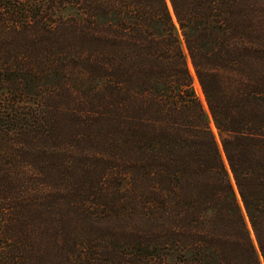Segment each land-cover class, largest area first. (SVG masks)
I'll return each instance as SVG.
<instances>
[{
  "label": "trees",
  "instance_id": "obj_1",
  "mask_svg": "<svg viewBox=\"0 0 264 264\" xmlns=\"http://www.w3.org/2000/svg\"><path fill=\"white\" fill-rule=\"evenodd\" d=\"M0 264H264V0H0Z\"/></svg>",
  "mask_w": 264,
  "mask_h": 264
},
{
  "label": "rangeland",
  "instance_id": "obj_2",
  "mask_svg": "<svg viewBox=\"0 0 264 264\" xmlns=\"http://www.w3.org/2000/svg\"><path fill=\"white\" fill-rule=\"evenodd\" d=\"M188 63H190V61L188 60ZM191 64V63H190ZM191 67H192V65H191ZM192 69H193V67H192ZM193 72H194V69H193ZM191 74H193V73H191ZM195 75V74H194ZM196 90V89H195ZM197 93V92H196ZM198 94V96H199V98L201 99V97H200V95H199V93H197ZM203 98H204V96H203ZM201 101H202V99H201ZM205 101V100H204ZM202 103H203V101H202ZM203 106H204V108L206 109V111H208L207 110V106H206V102H205V104L203 103ZM210 125H211V128H212V125H213V123L212 122H210ZM214 126V125H213ZM213 130V129H212ZM213 132H214V134H215V136H216V138H217V140H218V143H219V139H218V134H217V131H216V129H215V126H214V130H213ZM219 145H220V143H219ZM225 163H226V161H225ZM226 165H227V163H226ZM228 167V166H227ZM234 184V183H233Z\"/></svg>",
  "mask_w": 264,
  "mask_h": 264
}]
</instances>
